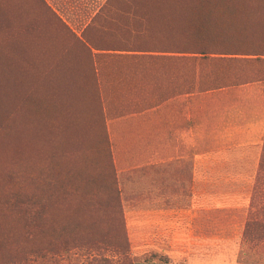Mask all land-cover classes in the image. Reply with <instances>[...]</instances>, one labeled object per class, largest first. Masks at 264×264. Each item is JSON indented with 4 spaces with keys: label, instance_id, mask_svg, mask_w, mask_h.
Listing matches in <instances>:
<instances>
[{
    "label": "rangeland",
    "instance_id": "rangeland-1",
    "mask_svg": "<svg viewBox=\"0 0 264 264\" xmlns=\"http://www.w3.org/2000/svg\"><path fill=\"white\" fill-rule=\"evenodd\" d=\"M45 1L57 18L33 0H0V264H264V228L247 226L264 223V55L188 52L236 40L264 50V0H187L199 3L178 31L156 14L141 34L119 13L90 33L99 45L161 52L98 61L80 34L106 0ZM239 8L258 10L261 25ZM238 73L261 81L202 91ZM182 121L183 143L168 142L161 131ZM129 214L151 225L152 242L128 239Z\"/></svg>",
    "mask_w": 264,
    "mask_h": 264
},
{
    "label": "trees",
    "instance_id": "trees-1",
    "mask_svg": "<svg viewBox=\"0 0 264 264\" xmlns=\"http://www.w3.org/2000/svg\"><path fill=\"white\" fill-rule=\"evenodd\" d=\"M187 0H106L104 4L100 7L98 12L95 14L93 18H91L90 22L86 25L83 32L80 34V41L82 45H85L88 51H95L96 54H92L96 61L103 59V58H114L118 57L119 54H116L117 51H124V52H136V53H155V52H161L156 48L153 47H147V46H134L128 44H123L120 46L116 45H99L96 39L94 37L90 36V33L92 31H100L104 28V24L107 22H113V16L114 15H122V16H128L132 17V25L133 27L136 25H139L138 33H146L148 32V28H150L156 20L154 19V15L160 14L165 19H159L162 22L159 24H162L164 22H167V17H169V21L173 24V28L175 30H180L187 26L188 23V17H186L187 13L194 12V6L197 7L199 2H195L192 6L190 2L186 7H183L185 5V2ZM36 7H38L39 12H46L53 15L55 18H57L55 12L51 9V7L46 3L45 0H33ZM179 10H185L184 16L179 14L175 18L172 17L174 12H177ZM195 10V9H194ZM232 10V7L230 4H228L226 8V12H230ZM240 11H238L242 16L245 18V20L248 22L250 26L256 29L257 26L261 25L262 21L259 17V14L256 13L258 10H253L252 8H247L246 10L239 8ZM203 12V11H202ZM204 15L200 17L198 21L202 22L203 20L206 21L208 18H210V12L206 11L203 12ZM119 15V16H120ZM140 16L139 20L137 16ZM36 19L37 17L33 15ZM261 17H263V12L260 14ZM137 21H139V24H137ZM30 24L27 26L26 29H29L30 31H33L36 29L35 22H29ZM114 23V22H113ZM158 24V23H157ZM63 25V24H62ZM154 26V25H153ZM140 27V28H139ZM152 32V30L150 31ZM31 43V42H30ZM230 43V42H227ZM224 42H218L216 45H225ZM205 45H209L208 42H205ZM231 45H234V49H210L205 50L203 48H198L194 51H188L189 53H193L194 55L200 56V57H207V55H212L211 59L213 61H221V62H232L237 61V57L235 56H241V55H252V56H261L264 55V50H260L258 48H252L254 45L252 42L243 41V40H236L231 43ZM93 53V52H92ZM184 53V52H183ZM3 54V53H2ZM7 67L5 68V70ZM9 69V68H8ZM15 71H13L14 73ZM13 77V76H12ZM264 77V76H261ZM222 82L217 83L215 82L217 79H213L210 82V85L206 86V89H203L202 91H208L212 89H219V88H225L230 86H237L242 85L246 83H251L253 81H261L258 78L250 77L249 75L245 76L240 73L235 74L231 76L228 79L222 78ZM262 79V78H260ZM13 83L6 82L5 87L8 85L12 86ZM48 89L52 92V94H55L57 91V87L54 83L47 82ZM22 93V88H19V94ZM22 97V95H21ZM71 97V96H70ZM1 98H5L4 93L2 91V88L0 86V100ZM5 117L8 116L6 113L4 115ZM3 116V117H4ZM4 117V118H5ZM256 170H257V179L258 181H264V137L261 140V147H260V153L258 157V161L256 164ZM255 177V178H256ZM98 206H100L97 203ZM255 226L258 230H261L264 228V223L258 220H252L249 221L247 226ZM3 232L2 230H0ZM151 258H155L151 257ZM145 260V262H164L163 260L157 259H151Z\"/></svg>",
    "mask_w": 264,
    "mask_h": 264
},
{
    "label": "crops",
    "instance_id": "crops-1",
    "mask_svg": "<svg viewBox=\"0 0 264 264\" xmlns=\"http://www.w3.org/2000/svg\"><path fill=\"white\" fill-rule=\"evenodd\" d=\"M74 30V28H72ZM75 31V30H74ZM76 32V31H75ZM168 104V101L163 103L162 105ZM161 105H159L160 107ZM158 107V106H157ZM158 109H154V111H157ZM145 113L141 112V114H138L137 116L140 115H144ZM136 116V115H135ZM140 116V117H142ZM189 120V117L187 116V121ZM188 126L184 128V124L183 121L180 124V127L177 128L175 130L174 126L170 123H167V126L165 127V129H163L161 132H163L165 134V138L166 140L169 141H174L176 140L177 142L179 141V137L181 139V142L183 143L184 140V130H186V132H189L188 130ZM188 135L186 134V139H187ZM188 141V139L186 140ZM188 144V142H187ZM155 157L154 158H150L151 162L152 161H158L159 158H156L158 156V152L155 153ZM170 154V153H169ZM183 157V156H181ZM184 160V158H181ZM175 160H177V158H171L169 157L167 159V162H174ZM127 218V235H128V239L132 242V243H149L153 241V237L156 236L157 234L152 231V232H148V228L151 225H144V223L142 221H139L137 219V217L133 214V219H132V214L126 215ZM137 264H228V263H222V262H176V261H164V262H140Z\"/></svg>",
    "mask_w": 264,
    "mask_h": 264
},
{
    "label": "bare ground",
    "instance_id": "bare-ground-1",
    "mask_svg": "<svg viewBox=\"0 0 264 264\" xmlns=\"http://www.w3.org/2000/svg\"><path fill=\"white\" fill-rule=\"evenodd\" d=\"M1 63H2V61H1ZM4 67H5V66H4ZM4 67L2 66L0 69L3 68V70H5ZM5 68H6V67H5ZM7 69H8V68H7ZM7 69H6V70H7ZM6 74H7V73H6ZM8 74H9V73H8ZM9 75H10V74H9ZM3 81H4L3 85H5V84H6V83H5V80H3ZM6 82H7V81H6ZM1 86H2V84H1ZM3 87H4V86H3ZM0 138H1V136H0ZM3 138H4V141H5V138H6V137H3ZM6 139H7V138H6ZM1 140H2V138H1ZM1 140H0V141H1ZM8 140H9V139H8ZM5 142H6V141H5ZM8 142H9V141H8ZM0 143H1V142H0ZM3 143H4V142H3ZM6 144H7V142H6ZM4 145H5V144H3V146H4ZM7 145H8V150H9V145H10V144H7ZM4 147H5V146H4ZM6 147H7V146H6ZM6 147L4 148V149H5V150H4L5 153H6V151H7V150H6V149H7ZM1 149H2V152H4L2 146H1ZM1 149H0V150H1ZM7 153H8V152H7ZM0 154H1V152H0Z\"/></svg>",
    "mask_w": 264,
    "mask_h": 264
}]
</instances>
